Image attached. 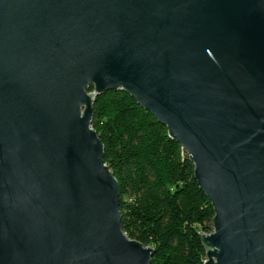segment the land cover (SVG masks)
<instances>
[{"label":"water","instance_id":"1","mask_svg":"<svg viewBox=\"0 0 264 264\" xmlns=\"http://www.w3.org/2000/svg\"><path fill=\"white\" fill-rule=\"evenodd\" d=\"M120 90L195 166L205 264H264V0H0V264H150L91 125Z\"/></svg>","mask_w":264,"mask_h":264},{"label":"trees","instance_id":"2","mask_svg":"<svg viewBox=\"0 0 264 264\" xmlns=\"http://www.w3.org/2000/svg\"><path fill=\"white\" fill-rule=\"evenodd\" d=\"M91 125L118 182L123 232L153 250L150 264H205L214 209L167 127L121 90L96 97Z\"/></svg>","mask_w":264,"mask_h":264}]
</instances>
